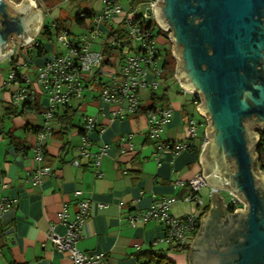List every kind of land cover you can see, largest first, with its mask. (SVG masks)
<instances>
[{
  "label": "crops",
  "instance_id": "1",
  "mask_svg": "<svg viewBox=\"0 0 264 264\" xmlns=\"http://www.w3.org/2000/svg\"><path fill=\"white\" fill-rule=\"evenodd\" d=\"M117 1L124 10L134 7L133 0L124 5ZM37 3L40 10L45 8L40 1ZM99 8L98 3L96 13ZM120 23L119 17L111 22L112 26ZM87 24L86 20L77 24L82 31L69 32V38L76 40ZM161 38L171 53L173 43L163 34ZM96 43L94 48L102 49V40ZM42 45L41 55L35 50L29 53L23 45L17 51L13 47L15 63L19 64L17 71L28 80L11 81L8 74L15 64L9 61L6 67H0V201L7 206L0 212V264H72L66 252L55 248L48 232L53 226L56 234L63 235L66 227L58 213L65 210L68 218L73 219L82 199L90 201V209L77 243L81 250L103 253L109 264H155L144 255L147 252L162 256L171 264H189L187 255L201 228L200 219L211 208L212 194L209 187H204L193 200L185 202L182 196L186 187L180 181L187 183L202 171L199 155L204 148L208 121L196 109L202 101L182 88L175 77L177 61L171 66L168 57L162 58L161 54L163 85L156 92L147 85L139 88L140 110L136 113L124 112L122 117L112 118L115 105L98 98L101 84L91 79L90 87L80 98L53 106L51 116L45 119L48 102L46 92L37 82L38 69L49 54L64 51L65 47L54 51L49 41ZM5 60L8 59L0 62ZM152 77L148 73L146 78ZM21 86L34 92L32 102L16 99ZM153 93L163 100L153 99ZM154 103L169 104L172 108L170 122L158 139L147 135L145 110ZM85 116H95L97 122L93 130L84 134ZM191 119L197 123V135L189 148L176 153L160 148L162 142H185ZM258 128H252V132L257 133ZM41 132L45 133L42 139ZM37 144L42 146L40 162L35 160ZM103 146L105 152L95 169L93 158L81 155L80 150L95 152ZM37 168H48L50 174L34 184L32 172ZM76 190L82 194L76 195ZM217 193L223 198L226 211L233 214L238 206L230 205L228 192L220 189ZM161 196L176 198L170 208L174 216L191 214L197 219V226L184 242L186 250L177 251L164 241V229L158 221H139L132 227L127 220ZM221 219L225 220V215Z\"/></svg>",
  "mask_w": 264,
  "mask_h": 264
},
{
  "label": "water",
  "instance_id": "2",
  "mask_svg": "<svg viewBox=\"0 0 264 264\" xmlns=\"http://www.w3.org/2000/svg\"><path fill=\"white\" fill-rule=\"evenodd\" d=\"M153 17L169 32L180 86L202 101L196 107L208 121L202 177L245 203L228 213L212 192L188 263L264 264V173L252 132L264 128V0H157ZM41 18L32 0H0V60L13 40L34 39Z\"/></svg>",
  "mask_w": 264,
  "mask_h": 264
},
{
  "label": "built area",
  "instance_id": "3",
  "mask_svg": "<svg viewBox=\"0 0 264 264\" xmlns=\"http://www.w3.org/2000/svg\"><path fill=\"white\" fill-rule=\"evenodd\" d=\"M37 6V0H32ZM157 0H139L134 7L124 10L117 0H99V11L88 22L85 31L71 40L69 34L62 29L59 31L58 24H51L52 31L55 32L56 41L65 47L64 51L49 54L38 69L37 82L42 86L47 95V108L45 119L51 116V109L55 105H65L72 99L80 98L85 89L90 87L89 83L97 81L101 84L98 98L101 101L115 105L111 112V117H122L125 113H136L140 110L139 88L147 85L150 90L156 92L163 85L161 73H163L161 53L156 45V32H165L161 29L153 17V5ZM141 6L144 8L141 9ZM115 17H119L124 27V38L122 40H111L109 45L120 47L116 56L108 63H104L102 49H95L94 44L111 35V22ZM147 23H152L150 27ZM167 33V39L169 40ZM23 45V43H22ZM23 46H26L24 44ZM13 56V46L9 55L6 57L11 61ZM18 63L16 62L11 69L8 77L15 81ZM148 73L153 77L147 80ZM25 81L28 80L21 75ZM103 78L107 79L103 81ZM197 101L199 96L195 95ZM16 99L22 102H32L34 92L28 87L21 86ZM147 135L151 138H160L164 127L170 122L172 108L169 104L156 105L145 112ZM205 118V117H204ZM205 120H207L205 118ZM95 116H85L83 119L82 130L85 133L93 130L96 126ZM45 129V128H44ZM264 128H258L259 130ZM197 135V123L191 119L188 127V138L185 142L164 143L161 149L169 148L175 153L187 149L190 141ZM44 132L39 134L42 139ZM259 139V134H258ZM207 143V138L203 146ZM257 145V143H256ZM256 147V146H255ZM35 160L40 162L42 159V146L37 144L35 147ZM105 152V147L92 152L81 149L80 154L92 157L95 169L100 164L101 156ZM255 152V148H254ZM257 157V154H256ZM77 164V161H74ZM257 169V163H256ZM260 170V169H259ZM97 175V170H95ZM50 171L48 168H37L32 172V182L39 183ZM186 187V192L182 196L185 202L191 201L196 194L204 187H209V191L217 192L219 188L212 187L202 177V171L197 172L187 183L180 181ZM225 190V189H224ZM230 205L244 209L245 203L239 200L229 190ZM76 195H81V190L75 191ZM176 202L174 196H161L153 200L151 205L143 210H139L133 215H129L127 220L134 227L137 222L147 223L151 220L158 221L163 226L164 241L170 245L184 244L188 233L197 226L195 216L188 214L183 217L174 216L170 212L171 206ZM5 206L0 201V212ZM90 201L82 199L78 201L77 211L73 219L68 218L65 210L58 213V218L62 222L66 231L63 235L54 232V227H49L48 238L55 248L61 252H66L72 264H109L103 253H88L81 250L77 243L82 237V227L89 214Z\"/></svg>",
  "mask_w": 264,
  "mask_h": 264
},
{
  "label": "trees",
  "instance_id": "4",
  "mask_svg": "<svg viewBox=\"0 0 264 264\" xmlns=\"http://www.w3.org/2000/svg\"><path fill=\"white\" fill-rule=\"evenodd\" d=\"M138 2L139 0H133L131 3L134 4V2ZM95 11L92 9H82L80 11H78L75 15H74V21L76 24L78 25H82V23L88 19L91 18L95 15ZM53 22H56L58 24V31L60 29H62L64 32H66L67 34H69L68 30L63 29V27L61 26V23L58 20H54ZM52 22V23H53ZM152 23H147V25L150 27ZM111 35H109L108 37H106L104 43L102 44V53H103V57H104V63H108L111 59H113L116 54L119 52V48L120 47H113L111 45H109V41L111 40H122L124 38V27L123 24L120 23L116 26H111ZM52 29H51V25L48 26H41L39 32H38V36L39 35H43L44 37H48V38H52ZM157 32L160 33V31L158 30ZM55 34V32H54ZM164 36L167 38V33L163 32ZM37 36V37H38ZM34 38L31 43H29V45L26 46L27 51L33 52L34 50L36 51L35 53L38 55H41L42 53H44V49H43V45H42V41L40 39ZM167 62V60H166ZM11 64H15V57L13 56L11 58L10 61ZM17 70V69H16ZM15 81L18 82H24V80L21 78V76L19 75L18 71L16 72V76H15ZM155 93L152 94V98H157V96ZM158 98L162 101L163 98L159 97ZM157 98V99H158ZM157 104L154 103L152 104L150 107H148L145 112L151 108H154ZM259 134V139L257 141V145L255 147V152L257 154L256 160L255 162L257 163L258 168L264 172V129L259 130L258 131ZM12 141H14V138H12ZM17 143V142H16ZM1 229V228H0ZM173 249L177 250V251H182V250H186L188 247L184 244L182 245H174L172 246ZM144 255H147L150 259V262H154L155 264H171L170 261H167L166 258L162 257V256H158V255H154L153 253H145Z\"/></svg>",
  "mask_w": 264,
  "mask_h": 264
},
{
  "label": "rangeland",
  "instance_id": "5",
  "mask_svg": "<svg viewBox=\"0 0 264 264\" xmlns=\"http://www.w3.org/2000/svg\"><path fill=\"white\" fill-rule=\"evenodd\" d=\"M9 1V0H8ZM14 4H18L21 0H10ZM40 1L44 4L45 8H42V10L39 9V4L37 3L36 9H39L41 13H43L44 17L41 18V26H48L51 25L54 20H58L61 23V26L63 29L68 30L69 32L77 33L79 31H82L80 26H78L74 21V15L82 10V9H92L95 11V8L98 6L99 0H37V2ZM122 4L124 5L127 0H121ZM137 3L134 2V5ZM133 4V3H132ZM144 8V6H141V9ZM41 28V27H40ZM166 33H169L166 31ZM162 33L156 34V45L161 51L162 58L168 57L169 64L174 65L176 63V60L172 58V55L169 50V45L167 43L162 42L163 38H161ZM164 35V34H163ZM38 36V33L34 38ZM37 39H40L42 42H50L55 48L54 51H60L63 49L64 46H62L61 43L56 41L55 34L52 32V38L50 40H47L46 37L43 35H39ZM31 43V42H30ZM22 43H16L15 40H13V47H15V51L19 49V46H21ZM29 45L26 44V46ZM97 48H101L100 45L95 44ZM14 51V49H13ZM1 63V62H0ZM8 60L2 61L0 67L4 68L7 66Z\"/></svg>",
  "mask_w": 264,
  "mask_h": 264
},
{
  "label": "bare ground",
  "instance_id": "6",
  "mask_svg": "<svg viewBox=\"0 0 264 264\" xmlns=\"http://www.w3.org/2000/svg\"><path fill=\"white\" fill-rule=\"evenodd\" d=\"M159 25V24H158ZM159 27H160V25H159ZM161 28V27H160ZM162 29V28H161ZM164 30V29H163ZM11 50V49H10Z\"/></svg>",
  "mask_w": 264,
  "mask_h": 264
}]
</instances>
